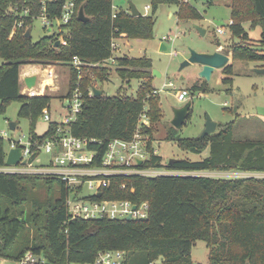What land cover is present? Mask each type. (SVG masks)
Segmentation results:
<instances>
[{
  "label": "trees",
  "instance_id": "16d2710c",
  "mask_svg": "<svg viewBox=\"0 0 264 264\" xmlns=\"http://www.w3.org/2000/svg\"><path fill=\"white\" fill-rule=\"evenodd\" d=\"M41 1L52 19L60 17L66 0H0V114L11 103H19L18 116L29 122V135L44 139L55 123L47 124L42 135L35 131L42 110L49 108L50 96H22L19 68L25 64L66 65L68 86L62 99L71 96L77 83L81 92V107L70 125L77 138L95 139L88 149L97 152L90 167L100 166L106 145L113 139H132L144 113L149 127L147 159L140 168L166 169L183 175L112 176L98 196H83V200H127L133 204H148L145 219L84 220L72 218L68 209L70 188L54 177L0 174V259L15 264L28 251L40 255L51 264H85L99 252L120 251L125 264H194L190 252L198 241L208 249V264H264V178H219L191 175L202 172L264 173V140H235V121L218 125V131L202 139H173L181 151L201 155L198 161L173 158L163 162L153 148V133L161 119L159 99L153 94L151 60L128 55L116 56L111 50L113 40L152 38L154 14L161 5H176L179 20L200 19L198 11L180 0H150V15L132 17L125 11H113L111 0H76L75 13L58 30L48 32L38 41L25 38L32 16ZM31 7L29 16L19 18L8 14L10 6ZM83 6L87 21L77 20ZM231 23L228 25L231 43L226 54L232 62L264 63V0H231ZM112 14L115 17L112 18ZM259 27L260 39L253 41L243 28ZM46 30V29H45ZM59 41L60 45L55 46ZM255 44V45H254ZM220 44H218L219 46ZM77 57L93 65L82 69L78 80L70 62ZM112 65L117 76L127 83L141 80L135 97L121 90L111 97L89 96L110 77ZM223 85L232 84V63L222 69ZM207 83L194 85L191 92L206 93ZM228 89L227 92H230ZM188 116L187 119H189ZM173 129H175L172 126ZM4 142L0 139V166L4 164ZM82 193L78 188L76 193Z\"/></svg>",
  "mask_w": 264,
  "mask_h": 264
},
{
  "label": "rangeland",
  "instance_id": "374dc122",
  "mask_svg": "<svg viewBox=\"0 0 264 264\" xmlns=\"http://www.w3.org/2000/svg\"><path fill=\"white\" fill-rule=\"evenodd\" d=\"M113 11H125L129 13V4L135 6L140 15H150V9L145 13V7L150 6V0H111ZM200 14V19L179 20L177 16L178 8L176 5H161L154 14V28L152 38L128 39L126 37L116 40V56L128 55L130 57H143L151 60L152 69L157 70L160 78L152 76L153 92L159 99L161 109V119L153 133V148L160 155L163 162L173 158L190 159L198 161L208 154V150L201 155L184 152L179 149L175 141L167 140L166 136L175 139H196L203 129L206 117H209L218 125L227 124L235 121L234 139L235 140H264V74L255 72L257 68H264V63L259 62H232L233 75L230 86L223 85L222 70L216 69L210 75L207 83L209 90L206 93L191 92L194 85H202V80L198 74V65L190 64L183 68L180 65L189 56V51L194 50L199 53L221 52L225 55L227 47L231 43L229 33L231 0H189ZM222 28L223 34L216 33V28ZM198 28L204 30L200 34ZM243 28L253 41L260 39L261 30L259 27L251 28L249 23H244ZM48 33L43 29L40 19H36L30 26V36L33 42L38 41ZM163 38H165L163 40ZM166 47L165 51H160V44ZM218 44H220L218 46ZM255 45V44H254ZM111 62L107 65L111 67L110 77L103 83H97L96 88L107 97L114 96L118 90L128 97H135L141 80L132 79L129 83L122 81L116 74ZM1 64V62H0ZM52 66H54L52 68ZM38 65L25 64L19 68L21 89L25 87L23 76L28 73H35L39 80L43 77L44 70L51 67L55 72V89H48L47 94L51 101L49 104V115L51 121L61 122L65 110L63 109V99L65 95L69 70L66 65ZM169 83L171 86H169ZM37 89L38 86H35ZM231 89L230 92H227ZM187 92L186 100L177 101V91ZM187 102H191L189 109V119L181 129H173L171 120L173 110L181 108ZM19 103H11L4 114H0V135H5L4 144L7 139L17 140L29 135V122L27 119L19 117ZM16 122L14 130L9 129V123ZM47 122L41 118L36 124L35 131L42 135ZM218 128H216V131ZM50 156L41 153L37 158L38 164L44 165L49 161ZM36 162V163H37ZM206 177L219 178H264V173H241V172H202L189 173ZM92 194V191L85 188L82 196ZM194 264H208V249L204 242L198 241L190 252ZM0 264H15L8 260L0 259Z\"/></svg>",
  "mask_w": 264,
  "mask_h": 264
},
{
  "label": "built area",
  "instance_id": "2783aa9c",
  "mask_svg": "<svg viewBox=\"0 0 264 264\" xmlns=\"http://www.w3.org/2000/svg\"><path fill=\"white\" fill-rule=\"evenodd\" d=\"M181 3H188L189 0H180ZM76 0H66L61 8L60 17L52 19L50 13L46 10L45 2L41 1L36 15L32 16L33 21L40 19L43 29L48 32L58 30L60 26L67 24L75 13ZM150 6L145 7L147 12ZM31 7L20 8L18 5L10 6L8 14H13L19 18L18 27L23 26L22 18L29 16ZM78 13V12H77ZM115 14H112V18ZM231 23V21H230ZM216 33L223 34L222 28H216ZM165 38H163L164 40ZM118 40V39H116ZM116 40L111 43V50H117ZM114 64V59L108 60ZM70 65L76 72L78 80L82 76L84 67L93 66L82 62L77 57H73ZM47 80L55 79V72L50 67L43 69ZM25 85V83H24ZM169 86L170 83H169ZM54 84L51 82L45 84L44 89H52ZM22 96L32 98L39 96L37 89L28 88L26 85L20 89ZM89 96H93L92 89L89 90ZM187 92L179 90L176 93L177 101L186 100ZM63 101L65 115L61 122L51 121L49 108L42 110L41 119L44 122L55 123V130L44 139H33L30 135L23 141L25 136L17 140L7 139L4 144V164L0 166V174L9 175H30L42 177H54L63 181L72 191L71 198L68 200V209L72 218L79 217L84 220L107 217L109 219H125L127 216L131 220L145 219L148 215V204L146 202L136 205L127 200H83L82 193H76L77 189L85 188L92 191L87 196H97L103 188L109 184L108 177L112 176H143L155 177L159 175H183L182 172H173L166 169H144L140 168L144 160L147 159V141L148 135L142 134L141 127H149L147 116L143 113L139 117V123L136 131L129 141L113 139L106 145V150L101 158L100 166L90 167V164L96 158L97 152L89 150V144H96L95 139L77 138L70 132V125L76 119V115L81 107V92L78 89V83L70 97ZM5 133L0 135V139L5 141ZM13 149H19L20 159L16 165H6V159L9 152ZM50 156L49 161L44 165L36 161L40 154ZM33 154L36 156L31 162H28ZM138 161L141 163L139 164ZM37 162V163H36ZM17 264H51L40 255L32 252H26ZM85 264H125V254L120 251L99 252L94 260ZM149 264H161L155 261Z\"/></svg>",
  "mask_w": 264,
  "mask_h": 264
},
{
  "label": "water",
  "instance_id": "95a60500",
  "mask_svg": "<svg viewBox=\"0 0 264 264\" xmlns=\"http://www.w3.org/2000/svg\"><path fill=\"white\" fill-rule=\"evenodd\" d=\"M129 14L132 17H137L139 16V12L136 10L135 6L132 4H129ZM77 20L80 22H85L87 21V18L84 15L83 12V6H80L78 13H77ZM198 31L200 34H204V30L198 28ZM25 38H30V30H26L24 34ZM60 42L57 41L55 43V46H59ZM166 48L162 44L160 51H165ZM231 56L225 55L221 52L215 51L213 53H199L194 50L189 51V56L186 60L182 62L180 65V68H183L185 66H188L190 64H195L198 65L199 68V74L198 76L204 80L208 81L210 78V75L212 72L216 69L222 70L225 66L231 63ZM256 73L259 74H264V68H257L255 69ZM152 76L156 78H160L161 74L153 69L152 70ZM36 82V76H31L27 77L24 79V83L28 88L34 87ZM93 96H100L101 91L98 90L97 88L92 89ZM191 106V102H187L185 105H183L181 108H177L173 110V118L171 120V126H173L175 129H181L183 125L185 124L188 116H189V109ZM17 123L16 122H11L9 123V129L14 130L16 127ZM217 128V124L213 122L209 117H206L205 124H204V129L201 133V135L198 137V139H202L207 135L215 133ZM36 156V154H33L28 162H31L33 158ZM20 159V151L19 149H13L9 152L6 162V165H16L19 162ZM175 161V159H169L168 162L171 163ZM140 164L141 162L138 161ZM100 197V194L97 195ZM126 221H130L131 218L127 216L125 218Z\"/></svg>",
  "mask_w": 264,
  "mask_h": 264
},
{
  "label": "crops",
  "instance_id": "0c3cea01",
  "mask_svg": "<svg viewBox=\"0 0 264 264\" xmlns=\"http://www.w3.org/2000/svg\"><path fill=\"white\" fill-rule=\"evenodd\" d=\"M145 13H146V11H145ZM122 38H124V36H122L121 38H119V39H122ZM118 39V40H119ZM161 46H162V43L160 44V48H161ZM160 48H159V50H160ZM166 48V47H165ZM109 62V61H108ZM111 65H113L112 63H110ZM106 65H107V63H106ZM108 66V65H107ZM54 66H52V68H53ZM109 67H110V65H109ZM51 68V67H50ZM51 68V69H52ZM198 70H199V68H198ZM54 71V70H53ZM19 76H20V74H19ZM31 76H36V82H35V86H38V88H37V91H38V94H39V96H42V95H45V94H47V88L46 89H44V86H45V84H49V83H53L54 84V81H55V79L54 80H47L46 78H45V75H44V73H43V77L39 80V77H38V75L37 74H35V73H30V74H28V73H26L24 76H23V80L25 79V78H27V77H31ZM21 78V77H20ZM56 87L54 86V87H52V89H55ZM51 89V90H52Z\"/></svg>",
  "mask_w": 264,
  "mask_h": 264
}]
</instances>
